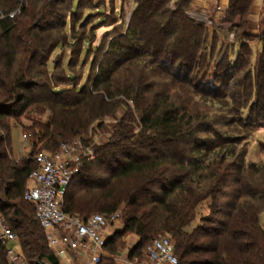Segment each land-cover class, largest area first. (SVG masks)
<instances>
[{
  "label": "trees",
  "instance_id": "1",
  "mask_svg": "<svg viewBox=\"0 0 264 264\" xmlns=\"http://www.w3.org/2000/svg\"><path fill=\"white\" fill-rule=\"evenodd\" d=\"M241 1H233L222 19L238 15ZM41 2L0 0V14L5 16L0 20V216L16 234L25 264H39L42 259L57 264L46 248L33 207L22 198L36 165L30 158L12 159L5 144L10 131L6 119L13 118L16 108L30 105L26 98L31 90H47L53 96L58 92L56 79L48 72L46 53L59 47L63 37L41 40L37 35L61 25L53 27V4L38 6ZM147 2L136 0L135 12L144 9L147 18L167 16L152 19L150 30L161 38L145 37L142 24L128 26L124 35L108 43L87 84L68 90L53 105L42 100L33 104L35 112L42 106L49 116L44 124L27 129L31 144L40 143L46 152H54L72 137L92 146L94 158L82 160L72 188L64 195L62 210L82 219L119 211L122 228L107 242L108 250L116 239L132 234L137 240L127 256L140 260L152 239L167 236L177 264H264V232L258 224L264 211V164L245 165L246 151L239 147L242 130H250L255 122L249 115L243 119L255 84L250 75H242L243 81L235 84L229 97L221 85L206 81V73L199 70L206 61L202 48L205 26L185 14L190 0L176 3L172 11L165 8L164 0L156 2L152 10ZM16 9L20 10L18 16L6 17ZM258 39L262 42L261 64L264 32ZM183 42L191 46L187 54L180 47ZM81 53L79 49L78 60ZM147 59L157 62L165 77L193 91L211 97L222 94L221 101H230L233 120L208 117L154 82H147L140 65ZM36 68L42 69L40 75ZM58 68L62 79L71 80L61 65ZM217 76L219 73H214V78ZM198 79L204 81L202 89L195 84ZM116 110L123 112L118 119L113 117ZM107 117H113L115 123L101 137L103 142L91 144L94 138L87 137L88 127L98 122L95 127L101 128ZM232 126L239 128L238 135L228 132ZM206 201L209 214L189 230Z\"/></svg>",
  "mask_w": 264,
  "mask_h": 264
},
{
  "label": "rangeland",
  "instance_id": "2",
  "mask_svg": "<svg viewBox=\"0 0 264 264\" xmlns=\"http://www.w3.org/2000/svg\"><path fill=\"white\" fill-rule=\"evenodd\" d=\"M46 1V2H45ZM52 1V2H50ZM136 0H43V3L53 4L54 15H56L52 21H54L53 27L58 24L60 28L55 30H46L43 34H38V38L45 40L47 36L58 37L62 39V43L59 47L53 51L47 50L49 55L47 61V67L49 74L52 73L55 77L54 88L57 87L58 92L54 96L47 90H41L34 88L29 94H27L26 102H29V106L18 107L13 111V118L6 121L9 126V138L5 144L7 146L8 154L15 161H21L23 159H33L34 155L45 152L52 154L54 152H46L42 149L41 144L37 143L35 147L31 144L29 137V131L27 129H34L40 124H44L47 121L49 112L44 107H39V111L35 112L34 103H39L40 100L44 101L48 105H53L54 102H59L61 98H64L66 92L76 86H82L87 84L89 79L96 73L97 67L101 62V57L104 54L109 42L113 39H117L124 35L128 26H134L136 24H142V34L145 37L150 36L155 38L156 32L150 30L152 28L153 17L158 21L166 19L167 16L158 15L144 16V9L138 10V6L135 4ZM160 3L161 0H149V10H152L155 3ZM163 1V0H162ZM165 8H169L171 11L175 9L176 3H181L182 0H164ZM146 5V2L144 3ZM143 4V5H144ZM26 5V3H25ZM27 6V5H26ZM73 10L71 13L70 10ZM146 9V6H145ZM136 13V14H135ZM185 14L192 21L204 24V36L205 43L202 48L206 50V61L204 62L201 74L207 75L208 79L216 87L220 85L225 89L227 95L232 97L231 91L235 88V84L242 82L244 77L242 75L248 74L251 76L252 82L255 84L253 89V95L250 98L247 110L243 113V119L249 115L252 121H255L250 130L243 131L241 134V141L239 147H242L246 151L244 164H264V61L259 63V57L262 49V42L258 37L264 32V24L259 26L258 33H252L247 26L243 25L239 17L228 20L217 18L213 19L209 13H203L188 9ZM20 19V18H19ZM228 20V21H227ZM51 21V20H50ZM238 23V24H237ZM137 26V25H136ZM141 27V26H140ZM59 29H62L61 32ZM47 33V34H46ZM155 33V34H154ZM161 38V37H158ZM171 40V37H169ZM174 39V37H172ZM47 45V44H46ZM183 47L185 54L190 52V47L186 43H181L180 47ZM82 50L80 60H78L77 52ZM52 63H55L56 67H53ZM228 64L241 66L240 71L234 68H229ZM61 65L66 75L71 77V80L62 79L58 66ZM141 68L144 69L145 75L148 76L147 82H154L160 88L164 89L166 93L176 96L179 99L185 100L187 105L199 113L208 115L215 120L219 118L221 120H233L235 113H231L229 110L231 107L230 101H221V96L212 97L209 94L203 93L197 89V91L191 90L188 86L175 82L165 77L158 63L153 59H147L146 62H142ZM229 68V69H228ZM259 68V69H258ZM229 70V71H228ZM39 71V72H38ZM42 71L41 68H36L35 73ZM219 73L220 76L214 78V73ZM260 72V74H259ZM227 74V75H225ZM229 77V78H228ZM223 81V82H222ZM36 83H39L35 79ZM63 82V84H59ZM203 80L195 82V84L204 87ZM222 82V83H221ZM41 84V83H39ZM193 84V83H192ZM225 99L227 98L224 97ZM228 100V99H227ZM226 103V104H225ZM131 104V103H128ZM248 107L250 111H248ZM231 113V114H230ZM230 114V115H227ZM123 115L121 110H116L113 117L116 119ZM113 117H107L103 121L101 128H96L98 122H93L87 129V137L96 138L94 142H103L101 137L107 135V131L110 129V125L115 123L112 121ZM226 120V121H227ZM136 124V123H135ZM134 124V125H135ZM233 127V128H232ZM228 132L238 135L240 130L236 126H232ZM135 129H137L135 125ZM71 138L67 139V144L70 143ZM71 140V141H70ZM69 141V142H68ZM32 153V156L30 155ZM73 181L67 189H71ZM67 191V190H66ZM209 202H204L199 208L198 214L194 221L190 224L189 230L199 224V219L209 214L208 208ZM122 207H120L121 209ZM121 211V210H120ZM119 212V211H117ZM93 215V214H92ZM258 224L261 230L264 232V211L258 216ZM161 238V237H159ZM126 239H116L112 246V250H108L111 256L120 252H128L131 249L130 245L126 243ZM132 245V244H131ZM10 251L21 254L20 248L13 243L10 245ZM142 259L138 260V264H153L147 258V247L143 251ZM108 259H103V264H109L106 262ZM25 264V263H24Z\"/></svg>",
  "mask_w": 264,
  "mask_h": 264
},
{
  "label": "built area",
  "instance_id": "3",
  "mask_svg": "<svg viewBox=\"0 0 264 264\" xmlns=\"http://www.w3.org/2000/svg\"><path fill=\"white\" fill-rule=\"evenodd\" d=\"M19 12L16 9L6 17L13 19ZM4 18L0 14V20ZM93 158L92 146L83 144L80 138L60 144L52 154L41 152L34 155L36 168L28 177L22 198L33 207L46 248L57 264H103L105 257L111 258L107 242L122 228L119 212L93 214L82 219L62 210L64 195L82 160ZM13 243L19 247L16 234L0 216V264H24L21 254L10 251ZM147 258L153 264H177L173 244L167 236L154 238L148 243ZM120 262L130 264L127 259ZM46 263L45 259L39 262Z\"/></svg>",
  "mask_w": 264,
  "mask_h": 264
},
{
  "label": "crops",
  "instance_id": "4",
  "mask_svg": "<svg viewBox=\"0 0 264 264\" xmlns=\"http://www.w3.org/2000/svg\"><path fill=\"white\" fill-rule=\"evenodd\" d=\"M233 1L235 0H190L189 9L209 13L213 19H219L231 8ZM240 3H242L241 12L234 18L239 17L252 33H258L259 26L264 24V0H242ZM124 239H126L127 245H130L131 248L134 247L137 240L132 234L126 235ZM127 253L117 250V253L106 262H109V264H121V259H127L130 264H138V260L129 259Z\"/></svg>",
  "mask_w": 264,
  "mask_h": 264
}]
</instances>
